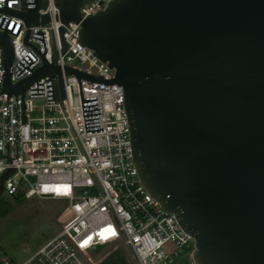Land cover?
Instances as JSON below:
<instances>
[{
	"label": "water",
	"instance_id": "95a60500",
	"mask_svg": "<svg viewBox=\"0 0 264 264\" xmlns=\"http://www.w3.org/2000/svg\"><path fill=\"white\" fill-rule=\"evenodd\" d=\"M90 1L60 0V20L79 22L80 44L114 69L106 82L123 88L139 178L193 236V263L264 264V0H111L84 16ZM45 7L8 9L24 20L25 43L50 21ZM9 33L0 30L3 91L23 98L49 75L54 99L64 98L61 67L44 54L12 82Z\"/></svg>",
	"mask_w": 264,
	"mask_h": 264
},
{
	"label": "built area",
	"instance_id": "2783aa9c",
	"mask_svg": "<svg viewBox=\"0 0 264 264\" xmlns=\"http://www.w3.org/2000/svg\"><path fill=\"white\" fill-rule=\"evenodd\" d=\"M26 1L0 0V30L10 31L14 48L12 82L40 67L44 54L61 67L65 96L54 99L49 75L34 81L23 98L6 94L0 47V177L13 169L3 192L65 199L68 206L52 239L22 263L6 257L0 264H101L104 257H96L111 245L128 247L138 264H172L181 251L192 253L193 236L139 178L123 88L106 82L114 69L80 44L79 22L60 20V0H46L39 11L50 21L32 25L25 43L24 20L8 9L23 10ZM109 1L91 0L81 11L95 13ZM66 66L103 80L78 78ZM35 98L43 100L39 115H33Z\"/></svg>",
	"mask_w": 264,
	"mask_h": 264
},
{
	"label": "rangeland",
	"instance_id": "374dc122",
	"mask_svg": "<svg viewBox=\"0 0 264 264\" xmlns=\"http://www.w3.org/2000/svg\"><path fill=\"white\" fill-rule=\"evenodd\" d=\"M42 102L40 98L34 99L33 115L40 114ZM0 201L6 210L0 215V259L7 257L14 263L27 260L60 231V218L68 206L65 199L38 195L14 198L5 192L0 195ZM167 248L171 249L172 245ZM115 251H121L129 264H138L129 248L123 245L105 247L96 258L105 259ZM172 264H194L190 251H181Z\"/></svg>",
	"mask_w": 264,
	"mask_h": 264
},
{
	"label": "trees",
	"instance_id": "16d2710c",
	"mask_svg": "<svg viewBox=\"0 0 264 264\" xmlns=\"http://www.w3.org/2000/svg\"><path fill=\"white\" fill-rule=\"evenodd\" d=\"M21 195H13V197L17 198ZM3 202L0 201V215L5 214L6 210L1 205ZM101 264H129L127 257L121 251H115L106 257Z\"/></svg>",
	"mask_w": 264,
	"mask_h": 264
}]
</instances>
